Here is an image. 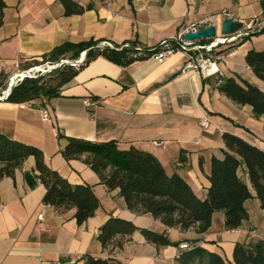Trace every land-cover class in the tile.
I'll return each instance as SVG.
<instances>
[{
    "label": "crops",
    "instance_id": "obj_1",
    "mask_svg": "<svg viewBox=\"0 0 264 264\" xmlns=\"http://www.w3.org/2000/svg\"><path fill=\"white\" fill-rule=\"evenodd\" d=\"M74 1L84 10L68 15L62 0H5L0 73L6 75V85L19 70L68 41L95 39L119 46L137 41L148 49L213 15L222 20L232 16L251 34L220 47L219 72L212 76L185 69L187 58L182 52L163 62L150 56L126 66L99 56L61 86L59 96L26 102L0 99V132L40 147L52 169L72 184H90L100 200L95 214L83 224H78L75 208L61 211L44 203L46 187L35 169V157L29 156L14 177L0 181V264H61L71 257L79 258L77 264H88L89 257L123 264H174L185 250L180 248L184 242L233 261L238 243L264 248V238L250 233L253 228L264 229V207L245 164L239 175L252 192L245 201L249 217L238 228L227 229L225 212L219 210L209 229L199 233L196 228L168 227L151 213L129 209L120 189L102 183L84 157L65 158L66 139L59 136L115 140L120 149L151 152L169 174H180L200 199H206L211 159L225 156V132L264 150V115L256 117L251 105L236 103L218 89L220 79L234 76L264 91V82L246 62L249 50L264 49V33L258 31L264 27V0ZM86 98L96 99L98 106L87 107ZM44 109L50 111V120L43 119ZM204 116L209 120L207 128L201 124ZM156 140L164 145H155ZM112 216L139 228L114 251L104 248L98 238L101 226ZM143 228L167 234L170 243L158 247L145 238Z\"/></svg>",
    "mask_w": 264,
    "mask_h": 264
},
{
    "label": "trees",
    "instance_id": "obj_2",
    "mask_svg": "<svg viewBox=\"0 0 264 264\" xmlns=\"http://www.w3.org/2000/svg\"><path fill=\"white\" fill-rule=\"evenodd\" d=\"M66 14L80 13L84 6L74 0H62ZM7 4L0 0V27L4 23V10ZM259 33H264V27ZM210 42L212 39H202ZM101 42L90 39L81 42H65L43 56L44 61L59 62L63 58L79 59L88 50L84 61L78 66L65 65L58 70L57 77L43 81V78H27L13 87L8 100L13 102L33 101L41 97L59 96V89L71 81L79 70L99 56L126 66L151 56L152 51L137 50V41L129 47L120 48L100 46ZM246 62L256 76L264 81V49H251ZM40 63L35 60L33 65ZM7 77L0 73V94L6 85ZM218 89L239 104L253 107L256 117L264 115V91L251 82L231 76L221 79ZM66 144L62 150L66 159L83 158L98 174L100 181L110 189H120L129 209L140 213H151L160 218L168 227L183 230L196 228L199 233L206 232L212 224L216 211L223 210L226 215L225 227L238 228L249 217L245 201L252 197L249 185L240 177L239 169L245 164L250 182L264 207V150L244 138L225 132V156L211 159L209 173L210 187L208 197L200 199L189 183L178 173L169 174L160 160L151 152L136 147L120 149L115 140L95 142L87 139L63 136ZM34 156L38 177L46 187L44 203L65 211L75 208L78 224L92 217L100 200L90 184H72L58 171L52 169L45 160L43 150L10 138L0 132V181L5 176L14 177L26 158ZM139 228L120 217H110L100 228L98 238L104 248L111 251L122 248L126 239ZM145 238L158 247L170 243L167 234L150 229H141ZM88 264H123L116 260L88 258ZM174 264H264V248L261 244L248 246L238 243L233 252V261L221 253L194 245L180 252Z\"/></svg>",
    "mask_w": 264,
    "mask_h": 264
},
{
    "label": "built area",
    "instance_id": "obj_3",
    "mask_svg": "<svg viewBox=\"0 0 264 264\" xmlns=\"http://www.w3.org/2000/svg\"><path fill=\"white\" fill-rule=\"evenodd\" d=\"M221 22L222 16L220 15H213L203 18L198 23L184 28L174 39H164L158 46L148 48L152 51L151 57H154L159 62H163L167 57L172 56L177 52H182L187 58L185 69H198L203 73L204 76L215 75L219 72L217 61L220 57L218 54V50L220 49V47L226 44H235L237 41L250 36L251 32L249 30L242 29V31L231 35L219 34L208 43L201 42L200 40L185 41L184 36L188 32L197 31L199 29L207 28L210 26H216L219 33L221 30ZM258 31H261V28ZM99 45L115 47V45L109 41L101 42ZM129 46L130 43H126L120 46V48ZM136 49L140 50L141 52V50H143L144 48L140 45H137ZM229 53L233 55L235 52L231 50ZM84 59L85 56L83 52L79 59L70 60L72 62L71 65L78 66L84 61ZM67 61L68 60L66 59H61L59 62H48L47 65H33L28 68L19 70L14 76L9 79L7 87L3 89L2 93L0 94V99H8L13 87L22 83L25 78H35L53 68H58L68 64ZM221 81L222 80L220 79L218 82L221 83ZM84 104L87 107L95 108L96 106H98L99 102L93 98H86L84 100ZM21 106L25 107V104L22 103ZM42 117L45 120H50V111L48 109H44ZM201 124L206 128L209 126V120L207 116H204L202 118ZM196 142H198V140ZM154 144L157 146H162L164 145V141L156 140L154 141ZM1 209L2 205H0V210ZM42 217L43 216H41V218ZM250 233L264 238V229L253 228L250 230ZM192 247L193 246L187 242L180 244L181 249H190ZM78 260L79 258L77 257H71L63 260L61 264H77Z\"/></svg>",
    "mask_w": 264,
    "mask_h": 264
},
{
    "label": "water",
    "instance_id": "obj_4",
    "mask_svg": "<svg viewBox=\"0 0 264 264\" xmlns=\"http://www.w3.org/2000/svg\"><path fill=\"white\" fill-rule=\"evenodd\" d=\"M244 23L242 21L235 20L232 16H225L221 22L220 33L222 35H231L242 31ZM216 26H210L207 28L199 29L197 31H191L185 34V41L202 40V39H214L219 35ZM88 50L84 51L86 57ZM69 65L72 64L70 60L67 61Z\"/></svg>",
    "mask_w": 264,
    "mask_h": 264
},
{
    "label": "rangeland",
    "instance_id": "obj_5",
    "mask_svg": "<svg viewBox=\"0 0 264 264\" xmlns=\"http://www.w3.org/2000/svg\"><path fill=\"white\" fill-rule=\"evenodd\" d=\"M63 59H66V60H72V58H63ZM48 62H51V61H44L43 59L42 60H40V63H37V64H35V65H47V63ZM67 65V64H66ZM65 67V65L64 66H61V67H58V68H53V69H51V70H49L48 72H46V73H43V74H41V75H39V76H37V77H35V78H43V81H48V80H51V79H54L55 77H57V72H58V70H60V69H62V68H64ZM25 79H27V78H25ZM24 79V80H25ZM23 80V81H24ZM261 80V79H260ZM22 81V82H23ZM261 82L263 83L264 81H262L261 80ZM20 85V84H19ZM18 86V85H17Z\"/></svg>",
    "mask_w": 264,
    "mask_h": 264
}]
</instances>
